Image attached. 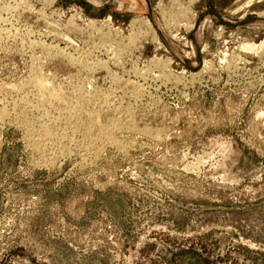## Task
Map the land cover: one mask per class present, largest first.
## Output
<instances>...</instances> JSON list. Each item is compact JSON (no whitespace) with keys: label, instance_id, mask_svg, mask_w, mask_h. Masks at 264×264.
<instances>
[{"label":"rangeland","instance_id":"374dc122","mask_svg":"<svg viewBox=\"0 0 264 264\" xmlns=\"http://www.w3.org/2000/svg\"><path fill=\"white\" fill-rule=\"evenodd\" d=\"M0 264H264V0H0Z\"/></svg>","mask_w":264,"mask_h":264},{"label":"bare ground","instance_id":"6f19581e","mask_svg":"<svg viewBox=\"0 0 264 264\" xmlns=\"http://www.w3.org/2000/svg\"><path fill=\"white\" fill-rule=\"evenodd\" d=\"M190 2H191V0H190ZM15 10V9H14ZM114 50V49H113ZM72 57V56H71ZM69 59V58H68ZM71 60V59H70ZM81 60V59H80ZM71 62V61H70ZM70 64V63H69ZM90 67V66H89ZM137 88V87H136ZM47 96V95H46ZM52 96V95H51ZM58 96V95H57ZM59 97V96H58ZM60 99V98H59ZM62 99V98H61ZM71 100V99H70ZM78 111V110H77ZM43 115V114H42ZM85 117H87L86 116V114L84 115ZM99 119V118H98ZM50 120H52V119H50ZM77 121H79V122H82V123H84V122H86V121H88V123H91L92 124V128L95 126L97 129H98V125H97V122L99 121V120H97V119H94V118H92V119H88V120H84L83 118L81 119H77ZM76 121V122H77ZM78 124V123H77ZM89 126V125H88ZM80 127V126H79ZM83 127V126H82ZM84 128V127H83ZM89 129H90V127H89ZM88 130V129H87ZM79 131V130H78ZM93 133V132H92ZM90 137V136H89ZM93 142V141H92ZM60 144V143H59ZM102 144V143H101ZM100 148V147H99ZM123 149V148H122ZM50 161V160H49Z\"/></svg>","mask_w":264,"mask_h":264}]
</instances>
